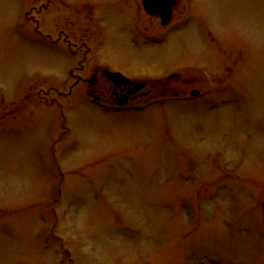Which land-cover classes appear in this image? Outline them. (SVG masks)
Here are the masks:
<instances>
[{
  "label": "rangeland",
  "instance_id": "374dc122",
  "mask_svg": "<svg viewBox=\"0 0 264 264\" xmlns=\"http://www.w3.org/2000/svg\"><path fill=\"white\" fill-rule=\"evenodd\" d=\"M39 1L0 0V264H264V0Z\"/></svg>",
  "mask_w": 264,
  "mask_h": 264
},
{
  "label": "flooded vegetation",
  "instance_id": "af4514ba",
  "mask_svg": "<svg viewBox=\"0 0 264 264\" xmlns=\"http://www.w3.org/2000/svg\"><path fill=\"white\" fill-rule=\"evenodd\" d=\"M139 1H140V5L142 4V6H143V1L142 0H139ZM180 1L181 0H179L177 2L176 6L174 7V11H175V8L178 6ZM39 2H41V6H38L37 14H38V16H42L44 10L48 7L46 3L47 2L50 3V0H40ZM33 9H35V8H33ZM143 9H144V7H143ZM31 12L32 11L30 10V12H28L25 16L29 17L30 16L29 14ZM173 15H174V12H173ZM154 17H156V16H154ZM157 18H159V17H157ZM39 30H40L39 27L31 30V32L28 33L30 38L33 37V39H34L36 37V35L38 34V41H42V42L47 43L49 48H56L57 47L56 49H59L60 53L65 57L66 60L69 59L71 62L74 61V59L77 57V52H78L77 44L78 43L73 42V40H72L73 35L71 33L65 37L64 36H58V38H56L53 36H49L48 34L41 33ZM105 70H109V69L101 68L100 72H102L104 79L107 82L110 95L109 94L108 95L107 94H101V93L99 94V93H97L96 90L88 88V91H90L89 92L90 94H94V96L98 97L97 100H99V101L102 100L100 102V104L103 108L113 109V110H124L125 108L130 107V105H132V102H134L135 99H138L144 95H147V92L142 93V91L145 90V88L147 87V83L144 82L145 86L141 90L137 91L134 94L129 95V92L135 86H137V84H139L141 82H136V81L129 79V81H131L132 84H126L125 83V84H121V85H116L115 82H113L111 79H109L104 74ZM109 71H111V70H109ZM112 72H119V70H114ZM120 72H122V71H120ZM70 75H71V77L74 76L73 70L70 71ZM77 83H78V81H75L73 85H77ZM73 85L70 87L68 95H72ZM125 95H127V99H126L127 103H126V105L121 106L119 104V102L122 100L123 96H125ZM42 98L45 99V95H43V92L41 91V93L39 92V94H38V101L41 102L43 100ZM24 102H25V106L32 107V105H31L32 101H31L30 97H26Z\"/></svg>",
  "mask_w": 264,
  "mask_h": 264
},
{
  "label": "water",
  "instance_id": "95a60500",
  "mask_svg": "<svg viewBox=\"0 0 264 264\" xmlns=\"http://www.w3.org/2000/svg\"><path fill=\"white\" fill-rule=\"evenodd\" d=\"M145 11L153 16H158L161 19V24L166 26L168 25L173 17L174 7L176 6L179 0H142ZM104 74L115 82L116 85L121 84H132L129 79L124 77L119 72H111L109 70H105ZM145 86L144 83H139L135 86L130 92L129 95L136 93L141 90ZM199 92L197 90L192 91V96L198 95ZM127 95L123 96L122 100L119 102L120 105H125L127 103Z\"/></svg>",
  "mask_w": 264,
  "mask_h": 264
}]
</instances>
